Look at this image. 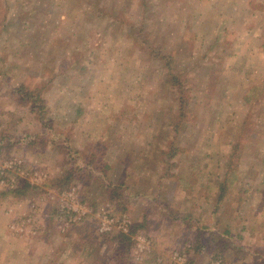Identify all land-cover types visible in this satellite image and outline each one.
Returning a JSON list of instances; mask_svg holds the SVG:
<instances>
[{
  "label": "rangeland",
  "instance_id": "1",
  "mask_svg": "<svg viewBox=\"0 0 264 264\" xmlns=\"http://www.w3.org/2000/svg\"><path fill=\"white\" fill-rule=\"evenodd\" d=\"M21 86L52 130L2 144L0 191L32 188L0 198V264H107L114 233L127 264H264V0H0L11 139L41 132Z\"/></svg>",
  "mask_w": 264,
  "mask_h": 264
},
{
  "label": "trees",
  "instance_id": "2",
  "mask_svg": "<svg viewBox=\"0 0 264 264\" xmlns=\"http://www.w3.org/2000/svg\"><path fill=\"white\" fill-rule=\"evenodd\" d=\"M170 56L167 54H163L162 58H165V67L167 68V76L169 81L174 83V85H179L178 80L176 77L173 76L171 72V67H170ZM172 79V80H171ZM16 93L26 101H30L31 104V111L35 115V117L40 121L41 123V132L36 133V134H26L25 136H22L20 138H10L7 136L0 135V150L2 148L3 142H9L12 145H18L20 147H27L28 145L35 144L37 142L36 139L38 138H43V136H46L49 134L52 130L51 126V120L50 118H47L48 114V108L44 104L39 92L34 91L31 92L27 90L24 86H21L18 90H16ZM182 105V104H181ZM181 109V106H180ZM176 130L178 127H174ZM176 148H173L171 146L169 152H163V156H167V159H164L165 163H170V160L173 158V155L176 152ZM240 150V145L236 144L233 147H231L230 154L227 157V166H226V171L224 172V177H223V184L219 188V197L218 200L220 201L222 197L226 194L227 189H229L232 185L233 182L238 175V163L240 157H239V152ZM94 159V156L90 158L89 161H92ZM91 164V162H89ZM81 168H76V170H80ZM87 170V168H86ZM73 171L68 173L64 178L56 180V188L58 191L63 190L68 187V182L70 181L71 174ZM122 184L118 185H111L110 186V192H109V198L110 200H117L121 201L122 205L125 201H130L129 197L126 195L125 188L122 187ZM27 188H32L29 184H24V186H18L16 185L15 188L7 191H0V198H5L7 196H13V197H21L24 195L25 190ZM206 200L209 202V195L207 194ZM218 201V202H219ZM227 233V232H225ZM108 241L113 242L114 244L119 245L114 250L113 255H111L110 259L106 260L107 264H127L126 261L129 263V258L128 256L121 255V250L123 248H128L130 245V236H127L125 234H120V233H114V235H110Z\"/></svg>",
  "mask_w": 264,
  "mask_h": 264
},
{
  "label": "built area",
  "instance_id": "3",
  "mask_svg": "<svg viewBox=\"0 0 264 264\" xmlns=\"http://www.w3.org/2000/svg\"><path fill=\"white\" fill-rule=\"evenodd\" d=\"M211 264H222V262L220 261V258H219L218 260H216L215 262H213Z\"/></svg>",
  "mask_w": 264,
  "mask_h": 264
}]
</instances>
